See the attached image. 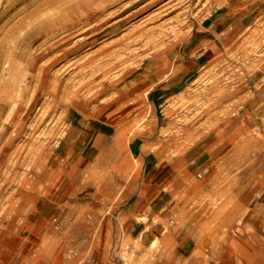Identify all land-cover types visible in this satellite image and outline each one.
Wrapping results in <instances>:
<instances>
[{"label":"rangeland","instance_id":"obj_1","mask_svg":"<svg viewBox=\"0 0 264 264\" xmlns=\"http://www.w3.org/2000/svg\"><path fill=\"white\" fill-rule=\"evenodd\" d=\"M210 16L226 43L183 74L179 48ZM263 82L264 0H0V264H144L110 218L114 155L137 132L169 156L202 150L237 87Z\"/></svg>","mask_w":264,"mask_h":264},{"label":"crops","instance_id":"obj_2","mask_svg":"<svg viewBox=\"0 0 264 264\" xmlns=\"http://www.w3.org/2000/svg\"><path fill=\"white\" fill-rule=\"evenodd\" d=\"M228 26L222 16L194 25L179 48L183 74L220 52ZM233 100V112L202 150L169 156L152 147L157 139L149 132H137L114 155L115 162L123 152L113 172L106 171L117 180L110 218L138 241L144 264H264V82L237 87ZM92 133L100 152L97 138L107 132ZM106 149L103 167L111 169L114 146ZM202 221L208 226L200 235ZM100 256L89 264H116Z\"/></svg>","mask_w":264,"mask_h":264},{"label":"bare ground","instance_id":"obj_3","mask_svg":"<svg viewBox=\"0 0 264 264\" xmlns=\"http://www.w3.org/2000/svg\"><path fill=\"white\" fill-rule=\"evenodd\" d=\"M75 2H77V1H84V0H74ZM67 9V8H66ZM68 9H70V8H68ZM63 11V10H62ZM55 14V13H54ZM40 35V34H39ZM103 66V65H102ZM122 97V96H121Z\"/></svg>","mask_w":264,"mask_h":264}]
</instances>
